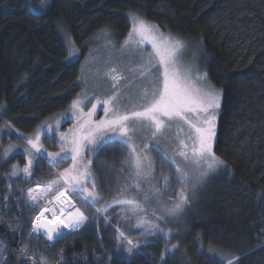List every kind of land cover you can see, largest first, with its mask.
I'll return each instance as SVG.
<instances>
[{"label": "trees", "instance_id": "trees-1", "mask_svg": "<svg viewBox=\"0 0 264 264\" xmlns=\"http://www.w3.org/2000/svg\"><path fill=\"white\" fill-rule=\"evenodd\" d=\"M38 5L0 0V129L23 138L65 111L81 90L87 47L101 32L124 40L133 14L199 48L200 66L221 93L213 152L223 163L180 217L159 223L167 241L156 235L132 256L126 242L117 250L115 225L124 224L117 213L49 247L29 240L39 209L25 207V192L35 183L11 177V164L23 161L5 162L2 138L0 264H30L33 254L49 264H214L221 257L222 264L232 257L264 264V0H50L36 14L29 6ZM65 38L80 51L75 61Z\"/></svg>", "mask_w": 264, "mask_h": 264}, {"label": "snow or ice", "instance_id": "snow-or-ice-1", "mask_svg": "<svg viewBox=\"0 0 264 264\" xmlns=\"http://www.w3.org/2000/svg\"><path fill=\"white\" fill-rule=\"evenodd\" d=\"M47 6L48 0H40L39 10L43 11ZM133 33L151 43L153 53L147 58L141 54L143 62L140 64V76L142 79L147 78L148 83L131 107L123 102L120 81L125 78L116 68H111L108 75L113 81L112 94L102 100L97 98V103L92 104L86 114L83 113L82 101L79 99L73 101L71 107L79 110L81 115L76 116L74 112L73 118L77 120V125L70 136L60 134L59 151H47L39 132L23 141L28 145L24 149L27 162L23 168L13 165L11 176L15 177L23 172L25 177L31 178L33 168L39 166L36 161L45 159V153L51 168L62 169L46 182L27 191L29 203L25 207H30L33 211L39 209L32 221L30 241L43 238L48 242H57L60 238H66L63 230L76 231L88 221L86 209L95 207L97 214H104L114 204L129 206L121 210L124 212L123 220L125 223H131L134 219L135 228L140 230V235L156 236L159 233L167 241L170 235L164 233L158 223L146 215L139 214L146 213L148 207L137 199L142 191V184L145 182L149 184V193H145V200L149 199L150 194L169 193L170 189L179 184V191L174 196L171 194L168 196L170 203L165 205L164 214L156 216V220H165L168 216L179 217L190 200L189 183L191 182L194 188L209 171L215 170L223 163L213 152L216 110L221 107V93L210 85L199 88L191 86L189 76L182 71L176 58V53L183 47L182 42L164 37L154 25H149L136 17H133ZM133 33H129V40L132 39ZM156 61L159 67L156 72H152L151 69L156 68ZM206 75L203 74L199 79L205 80ZM99 104L103 105L105 116L99 121H93L92 116L96 114ZM56 123L58 131L59 121ZM174 124L182 130L184 125L187 126L186 138H178V146L173 149L171 157L167 151H161L158 145L151 146L152 151L160 158L161 166L164 164L170 168L174 166V171L170 174L161 173L157 178L155 161L148 153L150 145L138 144L135 133L150 130L151 137L157 139L165 135V129H171ZM48 127L51 131V125ZM47 140L49 144L55 145L53 139ZM106 145H112L114 150L127 149V155L121 161L127 169L120 168L119 172L128 171L125 179L130 180L131 185H121L117 176L119 191L110 202L97 207L101 203V198L92 165L96 163V157ZM13 149L14 146L5 149L3 156L5 162ZM177 156L181 158L180 161L176 159ZM69 159L71 163L64 167ZM97 167L103 170L106 162H99ZM153 180L157 183L153 184ZM160 180L163 181L162 186H159ZM133 188L134 192L131 190ZM75 200H79L80 203L77 204ZM41 201L48 206L42 205ZM49 212L50 217L45 215ZM152 215L155 216V211ZM104 219L106 222L110 221L109 216H105ZM124 228L125 224L120 222L115 225L117 250L126 242L128 247L124 251L132 256L134 249H139L142 242H134ZM176 248L177 245H171V249ZM169 250L166 247V252ZM22 251L27 252V246ZM2 253L3 249H0V255ZM27 259L31 260L32 264H49L44 256L37 257L33 254ZM164 259L165 254H162L161 260ZM237 259L238 257L227 259V264H234ZM223 260L224 257H221V260L214 264H222Z\"/></svg>", "mask_w": 264, "mask_h": 264}, {"label": "rangeland", "instance_id": "rangeland-1", "mask_svg": "<svg viewBox=\"0 0 264 264\" xmlns=\"http://www.w3.org/2000/svg\"><path fill=\"white\" fill-rule=\"evenodd\" d=\"M50 0H48V4ZM39 8L31 7V10L36 14H40L43 11L39 10ZM133 17L139 18L143 21L140 16L130 14L128 15V22L131 25L129 33H133ZM149 25H154L156 29L159 30V34H163L164 37L171 38L173 41H180L179 39L172 37L169 34H166L164 31H161L158 26L153 23H149L145 21ZM66 39L67 49L69 50V60L75 61L80 57V51L76 49L70 39ZM128 41L126 44L125 42ZM182 42V41H180ZM183 43V42H182ZM86 54L82 58L80 64V86L81 90L74 100L82 101V109L83 113L86 114L89 109H91L92 104L97 103V98L105 99L108 95L112 94L113 89L111 87L113 81L109 78V71L111 68H116L117 72L125 79L120 81V87L123 97V102L131 107V104L135 101V99L140 95L143 91L144 86L148 83L147 78L142 79L140 76V64L143 62L141 60V54L144 58L150 53H153L151 43H148L146 40H142L139 36H136L133 33L132 39L129 40V34L127 37L116 43L110 37L109 32H101L96 35V38L90 43L89 47H87ZM176 58L178 61V65L181 67L182 71H184L190 79L191 86L193 88L199 87H207L211 86L213 89L218 91L215 87H213L207 77L205 80H200L199 77L204 73L202 66H200V61L202 59L201 52L198 47H195L188 43H183V47L176 53ZM159 67L158 61H156V68H152V72H156ZM219 92V91H218ZM73 100V101H74ZM73 101L70 103L72 105ZM71 105L67 107V109L61 113H56L53 117L49 118L45 123L40 125L35 132H39L41 134V140L44 143L47 151H59L60 148V134H68L71 135L73 129L77 125V120L73 118V114L75 112L76 116H80L81 112L79 110H74ZM217 116L219 114L220 109L216 110ZM105 116L103 105H97L96 114L92 116L93 121H99L103 119ZM57 121H59V130L57 131ZM182 123V122H180ZM217 123V120H216ZM49 125H51V131H49ZM216 132V131H215ZM187 126H183V130L180 127H177L176 124L173 125L171 129H165V135L158 137L157 139H153L150 135V130H142L135 133L137 137V143L143 145L144 143H149L148 153L151 158L155 161L156 170L155 176L157 178L160 177L161 173L170 174L174 171V166L170 168L167 164L161 166L160 158L158 157L155 151H152V145H158L161 151H167L168 155L171 157L173 155V149L178 146L179 140L178 138H186ZM18 135V134H17ZM15 135L8 129H2V133L0 134V139L3 140L1 144L2 155L4 156L5 149L9 148V146H14L13 152L9 155L7 160L12 159H20L23 162H16L11 164V171L13 165L18 166L19 168H23L25 163L27 162V154L24 152V149L28 147V145L23 142L26 141L28 137H33V135H24L23 138ZM47 138H51L55 141V145L48 143ZM214 138L213 137V146H214ZM127 149L123 151L114 150L112 145H106L105 149L100 151L99 155L96 157V163L92 165L93 172L97 176V184L100 191L101 203L97 205V207L104 206L105 202H110L119 191L117 187L116 178L119 176L120 184H129L131 185V181L125 179L128 175V171L121 173L119 172L120 168L127 169L126 165L121 164V161L126 157ZM16 157V158H15ZM4 159V158H3ZM178 161L181 160L180 157H176ZM48 167H43L42 163L36 161V164L42 167V170H36L33 168L32 177H25L23 172H20L18 176H11L12 178H18L25 181V183L33 182V185L30 188L37 187L38 184H42L49 180L52 176H54L59 170H53L47 162L46 153L45 159H43ZM101 161L106 162V167L101 170L97 167L98 163ZM71 163L69 159L67 163L64 164V167H67ZM222 165V164H221ZM221 165L217 166L215 170L209 171L207 176L203 177L202 181L193 188L191 182L189 183V195L190 199L192 193L194 194L197 191L202 189V186L206 184L214 174L218 172V169L221 168ZM51 169V170H50ZM118 172V174H117ZM49 174V175H47ZM170 178H173L170 176ZM153 184H156L157 181L153 180ZM163 185V181H159V186ZM29 189V188H28ZM25 192V197L27 200V191ZM133 192L135 189H131ZM179 191V184H177L174 188L169 190V193H164L162 195L158 194H150L149 199L145 200V193H149V184L147 182L142 184V191L138 195L137 199L142 202V205H148L146 213H139L140 215H146L149 219L153 220L155 223L170 222L171 220L178 218L173 216H168L165 220H156V216H161L164 214V207L166 204H169L170 201L168 196L175 195ZM28 201V200H27ZM77 204L80 203L79 200H75ZM44 206L46 203L44 201L40 202ZM129 207L128 205L122 204H114L112 207L108 208V211L104 214H97L95 207H90L85 210V214L89 217L88 221L85 223V229H89L94 225L95 221H99L102 219L105 221L104 217L112 216L114 217L117 213L118 219L123 220L124 212L122 209ZM153 211H155V216L152 215ZM183 213V212H182ZM181 213V214H182ZM179 215V217L181 216ZM46 216L51 215V213H46ZM106 222V221H105ZM124 222V220H123ZM125 231L130 233L131 236L135 237V241H150L154 238H158L156 236H142L140 235V230L135 228V220L133 219L131 223H125ZM83 230V229H82ZM116 231V230H115ZM157 235H160L159 233ZM29 263L32 264V261L29 260Z\"/></svg>", "mask_w": 264, "mask_h": 264}, {"label": "water", "instance_id": "water-1", "mask_svg": "<svg viewBox=\"0 0 264 264\" xmlns=\"http://www.w3.org/2000/svg\"><path fill=\"white\" fill-rule=\"evenodd\" d=\"M32 226V225H31ZM64 231V234H65V237H67V235H69L70 233L69 232H67L66 230H63ZM43 241H44V243L46 244V245H48L49 247H51V246H54V245H56V244H58L59 242H61L63 239H65V238H60L57 242H48V241H46V239H43V238H41Z\"/></svg>", "mask_w": 264, "mask_h": 264}, {"label": "bare ground", "instance_id": "bare-ground-1", "mask_svg": "<svg viewBox=\"0 0 264 264\" xmlns=\"http://www.w3.org/2000/svg\"><path fill=\"white\" fill-rule=\"evenodd\" d=\"M57 211H58V209H57ZM86 223V222H85ZM84 226H85V224L81 227V228H79V229H77L76 231H72V232H69L70 234H72V233H76V232H80L83 228H84ZM67 231V230H66ZM68 232V231H67Z\"/></svg>", "mask_w": 264, "mask_h": 264}, {"label": "flooded vegetation", "instance_id": "flooded-vegetation-1", "mask_svg": "<svg viewBox=\"0 0 264 264\" xmlns=\"http://www.w3.org/2000/svg\"><path fill=\"white\" fill-rule=\"evenodd\" d=\"M31 135H33V137L35 136V133L34 134H31ZM53 169V168H52ZM53 170H55V169H53Z\"/></svg>", "mask_w": 264, "mask_h": 264}]
</instances>
